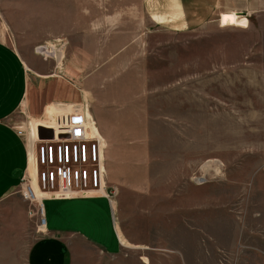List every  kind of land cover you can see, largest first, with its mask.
Listing matches in <instances>:
<instances>
[{
  "label": "rangeland",
  "instance_id": "rangeland-1",
  "mask_svg": "<svg viewBox=\"0 0 264 264\" xmlns=\"http://www.w3.org/2000/svg\"><path fill=\"white\" fill-rule=\"evenodd\" d=\"M236 17L248 21L225 14L174 33L142 0H65V31L47 43L63 58L38 56L46 43L33 48L52 89L89 108L106 139L118 234L121 224L149 243L108 257L77 242L75 264H264V15L247 28ZM52 105L39 121L16 114L26 140L37 122L52 126ZM40 221L21 187L0 203V264H25Z\"/></svg>",
  "mask_w": 264,
  "mask_h": 264
},
{
  "label": "crops",
  "instance_id": "crops-1",
  "mask_svg": "<svg viewBox=\"0 0 264 264\" xmlns=\"http://www.w3.org/2000/svg\"><path fill=\"white\" fill-rule=\"evenodd\" d=\"M142 3L158 26L174 33L194 32L221 21L225 14H240L249 23L252 18L259 20L264 15V0H142ZM64 17L65 0H0V203L21 187L26 175L36 173L33 141L19 136L15 130L19 110L29 109L39 121L38 117L53 104L49 111L51 122L47 121L53 126L69 104H77L66 103L69 93L61 91L60 84L56 90L52 89L50 82L54 80H46L50 65L33 54L35 46L49 43L50 34L65 31ZM248 21L236 17V26L247 28ZM10 38H14L18 48L10 43ZM73 63L76 67V62ZM260 95L263 96L260 109L264 112V93ZM86 110L90 112L89 108ZM36 125L39 128L38 122ZM44 205L47 224L41 227L42 236L29 248L25 264H75L77 242L94 246L108 257L122 256L125 249L150 250L146 240L129 237L119 224L133 246L125 247L123 234H118L116 209L106 198L49 197Z\"/></svg>",
  "mask_w": 264,
  "mask_h": 264
},
{
  "label": "built area",
  "instance_id": "built-area-1",
  "mask_svg": "<svg viewBox=\"0 0 264 264\" xmlns=\"http://www.w3.org/2000/svg\"><path fill=\"white\" fill-rule=\"evenodd\" d=\"M57 46L43 44L36 48L35 53L44 59L54 57L59 61L64 52ZM15 130L19 136L25 137L23 127L16 125ZM37 135L36 187L41 195H53L57 199L101 197L111 204L118 197L119 188L107 183L106 139L97 124L90 121L84 106L70 105L68 111L57 117L53 126H40ZM33 183L32 177L26 175L22 180L21 195L37 209L41 216L40 224L46 227L44 201L49 196L39 199Z\"/></svg>",
  "mask_w": 264,
  "mask_h": 264
},
{
  "label": "bare ground",
  "instance_id": "bare-ground-1",
  "mask_svg": "<svg viewBox=\"0 0 264 264\" xmlns=\"http://www.w3.org/2000/svg\"><path fill=\"white\" fill-rule=\"evenodd\" d=\"M38 133V132H37ZM37 133L35 132V133H32L31 131H30V133H29V139L30 140H32L33 142H34V144H35V146H36V144L38 143V140H39V138H38V135H37ZM36 148V147H35ZM28 175H30L31 177H32V175L31 174H28ZM32 179H33V177H32ZM33 182H34V179H33ZM36 183L34 182L33 183V185L35 186V188H36V191H37V194H38V198L39 199H42L43 197H45V196H49V197H53V195H41V193L39 192V190L37 189V187H36V185H35ZM42 224V223H41ZM41 227H45V226H43V225H41Z\"/></svg>",
  "mask_w": 264,
  "mask_h": 264
}]
</instances>
